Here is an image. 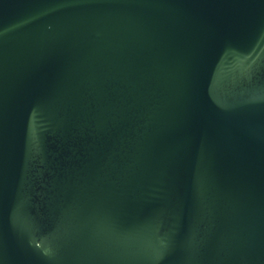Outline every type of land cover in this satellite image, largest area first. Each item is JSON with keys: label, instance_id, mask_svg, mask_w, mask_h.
<instances>
[{"label": "water", "instance_id": "obj_1", "mask_svg": "<svg viewBox=\"0 0 264 264\" xmlns=\"http://www.w3.org/2000/svg\"><path fill=\"white\" fill-rule=\"evenodd\" d=\"M0 264H264V0H0Z\"/></svg>", "mask_w": 264, "mask_h": 264}]
</instances>
